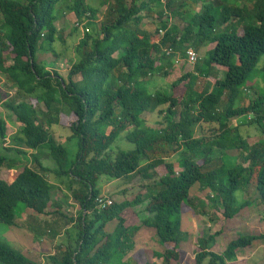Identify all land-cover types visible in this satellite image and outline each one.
I'll list each match as a JSON object with an SVG mask.
<instances>
[{
  "label": "trees",
  "instance_id": "trees-1",
  "mask_svg": "<svg viewBox=\"0 0 264 264\" xmlns=\"http://www.w3.org/2000/svg\"><path fill=\"white\" fill-rule=\"evenodd\" d=\"M60 1L0 0V77L24 98L4 103L21 128L10 139L0 115V139L18 145L7 149L26 160L0 155V172L12 170L10 179L0 174V226H17L19 209L58 213L55 199L70 197L79 206L77 217H67L75 239L35 261L0 235V264H181L182 211L209 214L193 205L194 187L212 208L222 207L225 219L240 220L253 189L264 208V88L252 92L247 85L264 55V0H101L100 34L81 32L78 59L70 60L65 75L56 68L53 48ZM64 9L82 23L99 16L87 0H69ZM245 20L251 23L240 24ZM187 48L195 51V62L188 61ZM176 54L196 71L178 69ZM262 70L264 81V65ZM155 75H172L168 93L149 89ZM240 116L246 120L230 124ZM247 124L257 126L254 140L241 132ZM55 125L67 142L53 132ZM123 133L134 147L114 150ZM118 179L127 181L123 199L102 194V183ZM97 197L112 202L100 208ZM221 233L197 240L193 264H239L244 251L250 256L264 246V231L252 232L217 252ZM143 236L154 244L143 246ZM254 263L264 264V256Z\"/></svg>",
  "mask_w": 264,
  "mask_h": 264
},
{
  "label": "rangeland",
  "instance_id": "rangeland-1",
  "mask_svg": "<svg viewBox=\"0 0 264 264\" xmlns=\"http://www.w3.org/2000/svg\"><path fill=\"white\" fill-rule=\"evenodd\" d=\"M69 0H61L55 10V13L59 14L58 20L55 22L58 32L56 35V40L55 43L53 44V48L55 51L59 54V60L57 63V69L59 73L62 75H65L69 64L70 60L76 61L78 59V56L76 55L75 52V45L78 41L79 35H81L82 31H87L91 36H96L100 34V21H101V14L105 11V7L102 6L101 0H87V2L96 7L99 10V16L98 18L92 19V21L89 20H84L83 26H82V31L78 27V30H75V15L72 12L65 11L64 7L65 4ZM247 1V0H245ZM198 8V7H197ZM1 17V16H0ZM251 23L250 20H245L241 22L240 24H245V23ZM253 22V21H252ZM237 31L240 30L239 26L236 25ZM230 28V27H228ZM146 29L148 31H152L154 29V26L149 24L146 26ZM224 28L221 27V30ZM161 34V32H159ZM213 44H210L208 46H205L204 50H207L208 48H211ZM205 51H198L200 55L202 56ZM45 58H43L44 61H46L48 58H51V54H45ZM174 63H178L181 67H178V69H182L184 71H196L195 70V65H191L187 63V61L180 55L176 54L173 57ZM263 65H264V55H262L259 58V61L255 65L253 71H252V77L251 79L248 80L247 85H249L251 88V91H257L261 92L263 91L264 88V81H263ZM216 69L223 70V67H217ZM177 73V72H175ZM174 72H172V75ZM172 75H169L168 78L164 77V75H155V76H149L148 78V85L149 89L151 90H160L163 92H169V83L172 78ZM214 75V74H213ZM218 75H221V73H218ZM208 86L211 88L214 83V78L211 75V77H208ZM0 89L5 90L3 92L0 90V111L2 112V115H4L5 120L7 121L8 125V137L11 139L13 136V133L15 131L19 130L20 124L16 121L15 115L9 111L5 106L4 103L8 102L10 99H15V100H21L24 99L22 96L20 97L17 92H15V88L12 87L11 82L4 76L1 75L0 77ZM14 89V90H13ZM245 101V100H244ZM246 101H248V98H246ZM65 107V106H63ZM42 108V107H41ZM147 114V113H146ZM146 114L144 116H146ZM148 116V115H147ZM151 120L155 119V114H152L149 116ZM240 119L241 121L246 120V116H240V117H235L230 119V124L236 125L237 123L240 124ZM238 121V122H237ZM244 126V125H242ZM256 125L255 124H247L244 127H241V132L242 134L246 137L245 139H255L257 138L256 136ZM54 133L56 135L58 134L59 138L63 142H67L65 139L66 137V132L64 129H62L60 126L55 125L53 126ZM255 134V135H254ZM252 140V141H253ZM7 143L6 141H2L0 139V155H3L9 159L15 158L19 161V164L25 163V159L21 158L20 154H14V153H9L7 150V146L11 145ZM114 150H129L134 147V144L131 143L129 140H127L124 137V133L120 135L115 142L112 145ZM231 154H233V151H230ZM159 172H164L163 167H158L157 168ZM178 170V169H177ZM11 172L12 170L9 169L6 166L3 167L1 170L0 174L6 178L10 179L11 178ZM135 182V181H134ZM103 184V183H102ZM101 185V184H100ZM122 186V182L119 183L118 187L119 189ZM250 188V186H248ZM254 190V189H253ZM251 190V204L248 206V208L242 211L240 220H233V219H225L222 215V207H219V210H215V208H212V203L211 200L204 195V192L199 191V189L194 187L191 190V195H193V205L197 207H205L209 211L208 215H202L200 213L193 212L191 209H185L182 211V218H183V225H182V232H181V237H182V242H181V248L184 252L183 254V260L181 264H193L194 263V252L198 250V244L197 240L203 235L205 238L208 236L209 233H213L218 230H222V233L217 237V242L213 246V250L220 252L225 248V246L228 244V242L238 236V234H247V233H252V232H261L264 231V220L262 219L264 217V208L259 202V196L257 192H254ZM129 194V193H128ZM242 190H238L236 193L237 199L243 200L244 196L242 197ZM57 201L62 203L63 207L60 208L61 215H56V216H51L50 214L48 215H40L41 219H39L37 224L39 227L34 226V222L30 220H22L18 218L17 222L19 223H26L30 227H22L26 232H24L21 235H15L16 233H12L11 229H9L8 226L2 225L0 226V235H1V240H3L6 244H8L11 248L20 251L23 253V250L26 252L23 253L26 257L27 254L35 261H39L40 257L39 255L35 254V251L38 252L36 249L40 250V246L36 247L34 244V248H30V240L32 242L35 241V243H39L38 236H41L43 232L46 234L45 236L50 235V230H54V234L49 237L51 238V243L48 242L45 247H51V252L55 251V247L60 242L64 243H71L73 242V239H75V225L71 224V221L68 219L70 215H72L73 211L70 208V206L65 205V199H68L67 197H58ZM70 198V197H69ZM117 198H121V194ZM24 208V205L21 204L18 206L19 208ZM19 213L17 214L16 217H19L21 215V210L19 209ZM65 215V216H64ZM68 217V218H67ZM23 218V217H22ZM26 218V215H25ZM32 225V226H31ZM240 225H243L244 227H248L247 229H241L239 228ZM22 226V224H21ZM32 228V229H31ZM249 230V232H247ZM187 233H186V232ZM26 233L30 235V239L26 237ZM60 235V236H59ZM58 236V237H57ZM45 237V241H47V238ZM139 243H142L143 246H147L150 244L153 245L154 243L151 242L149 239L145 238L144 236L141 237L138 240ZM26 248V249H24ZM148 248V247H144ZM264 246L257 247V250H254V254L251 256V262L254 261H259L261 257L264 256ZM140 252V251H139ZM142 253V252H141ZM246 252H243L244 257L247 255L245 254ZM29 257V258H30ZM39 259V260H38ZM160 261V260H159ZM255 264V263H254Z\"/></svg>",
  "mask_w": 264,
  "mask_h": 264
},
{
  "label": "crops",
  "instance_id": "crops-1",
  "mask_svg": "<svg viewBox=\"0 0 264 264\" xmlns=\"http://www.w3.org/2000/svg\"><path fill=\"white\" fill-rule=\"evenodd\" d=\"M199 7V6H198ZM0 115H2V112L0 111ZM2 117L4 118V120H5V117H4V115H2ZM6 121V120H5ZM16 121L20 124V128H21V123L16 119ZM6 123H7V121H6ZM20 128H19V130H20ZM19 130L17 131H15V133H13V135H17L18 133H19ZM56 134V133H55ZM58 135V134H57ZM8 148H15V147H18V145H14L13 143L11 144V145H8L7 146ZM10 148V149H11ZM24 150H27L26 148H23ZM8 150V152L9 153H14V154H17L16 153V151H14V150H9V149H7ZM31 150H29V152H30ZM43 157H45V156H43ZM21 158H22V156H21ZM9 159V158H8ZM23 159V158H22ZM11 160H17V159H15V158H12ZM41 162H42V164L44 165V166H47V167H50V168H53V166H54V163H53V161L52 160H50L49 158L47 159V158H42L41 159ZM56 184H58V181H54ZM120 182H122V186H121V188L119 189V187H118V185H119V183ZM123 182H127V181H124V180H112V181H110V182H104L102 185H101V191H102V194H105V195H108V196H110V195H112L114 198H116V199H119V198H117L118 196H119V194L123 191V189L125 188V185L127 184H125L124 185V183ZM133 182V181H132ZM130 184H134V183H130ZM127 186V185H126ZM64 191H66V190H64ZM57 199H59V198H56L55 199V201H57ZM121 199H123V196L121 195V198H120V200ZM59 204H60V207L58 208V213H55V214H53V213H51L50 215L51 216H56V215H63V214H61V212H60V208L61 207H63V205H62V203H60L59 201H57ZM65 205L66 206H70V208L72 209L71 211H73V213H72V215H70V216H73V217H77L78 216V214H79V206H78V204L75 202V201H73L71 198H68V199H65ZM49 209H51V210H53L54 209V207L52 206L51 208H49ZM25 215H26V218H25ZM23 217V218H22ZM18 218H20V219H22V220H25V219H27V220H30V221H32V222H34L35 224H34V226H38V220L39 219H41V216L40 215H36V214H34L32 211H30L29 209H23L22 211H21V215L19 216V217H16V219H15V222H16V225L17 226H10L9 227V229H11V232L12 233H16L15 235H21V234H23L24 232H26L25 230H24V228H22V227H25V226H27L28 224L26 223V221L24 222V223H19V222H17V220H19ZM21 224H22V226H21ZM71 224H73L72 222H71ZM108 226L109 225H111V227H112V225H114L113 224V221H111V222H109L108 224H107ZM32 226V225H31ZM27 227H30L29 225L27 226ZM32 229V228H31ZM54 234V231H53V233H51V235L49 236V237H51L52 235ZM60 236V235H59ZM26 237H27V239L30 237V235H28L27 233H26ZM46 236H41L40 237V239H39V243H35V241L34 242H32L31 240H30V248H34L33 247V245L35 244L36 245V247H39L40 246V250H38V249H36L38 252H36L35 251V253H37L38 255H39V257H40V260L42 261V256H44V255H46V254H49V253H52L51 252V247H45L46 245H47V243L48 242H50L51 243V238H47V241H45V238ZM58 237V236H57ZM30 239V238H29ZM24 249H26V248H24ZM256 251V250H255ZM23 252H25L24 250H23ZM243 254V253H242ZM254 254V251H253V253L249 256V254L246 256V257H241V258H239L238 259V263L239 264H251V256Z\"/></svg>",
  "mask_w": 264,
  "mask_h": 264
},
{
  "label": "built area",
  "instance_id": "built-area-1",
  "mask_svg": "<svg viewBox=\"0 0 264 264\" xmlns=\"http://www.w3.org/2000/svg\"><path fill=\"white\" fill-rule=\"evenodd\" d=\"M75 25L78 26L82 31V22H78V20L75 19ZM185 54L187 55V59L189 62H195L197 59V55L195 51L192 48H187L185 50ZM96 201L100 208H105L107 205L111 204V199L109 198H103V197H97Z\"/></svg>",
  "mask_w": 264,
  "mask_h": 264
}]
</instances>
